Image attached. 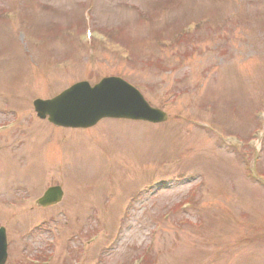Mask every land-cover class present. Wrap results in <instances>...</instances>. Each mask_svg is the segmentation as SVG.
Wrapping results in <instances>:
<instances>
[{
	"label": "rangeland",
	"instance_id": "obj_1",
	"mask_svg": "<svg viewBox=\"0 0 264 264\" xmlns=\"http://www.w3.org/2000/svg\"><path fill=\"white\" fill-rule=\"evenodd\" d=\"M3 2L0 121L29 133L0 136L7 264H264V0ZM112 75L168 121L29 125L36 98Z\"/></svg>",
	"mask_w": 264,
	"mask_h": 264
},
{
	"label": "water",
	"instance_id": "obj_2",
	"mask_svg": "<svg viewBox=\"0 0 264 264\" xmlns=\"http://www.w3.org/2000/svg\"><path fill=\"white\" fill-rule=\"evenodd\" d=\"M40 116L64 127L95 124L104 117L162 123L167 115L149 107L143 97L121 80H104L95 87L81 84L50 102H37ZM3 236V232H0ZM2 257V254H1Z\"/></svg>",
	"mask_w": 264,
	"mask_h": 264
}]
</instances>
